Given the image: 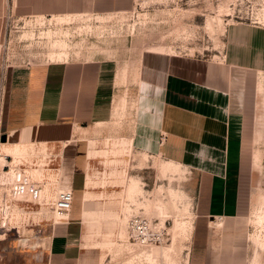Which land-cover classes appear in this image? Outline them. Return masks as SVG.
Listing matches in <instances>:
<instances>
[{
  "label": "crops",
  "instance_id": "crops-1",
  "mask_svg": "<svg viewBox=\"0 0 264 264\" xmlns=\"http://www.w3.org/2000/svg\"><path fill=\"white\" fill-rule=\"evenodd\" d=\"M134 2L0 0V38L7 8L18 16H57L68 25L69 16L123 13ZM223 40L221 53L210 58L143 55L121 120L114 112L115 60L66 56L0 68V142L5 136L4 143L27 147L25 158L42 150L53 161L41 171L22 170L32 178L31 197L44 199L49 185L50 200L61 189L73 195L65 220H39L47 226L37 244L20 239L17 247L28 250L11 247L6 261L80 264L85 250L113 232L123 198L131 200L127 206L141 204L136 166L122 152L145 155L140 165L160 160L163 174L180 168L191 174L200 219L238 218L249 207L252 214L255 168L264 160V22H231Z\"/></svg>",
  "mask_w": 264,
  "mask_h": 264
},
{
  "label": "rangeland",
  "instance_id": "rangeland-1",
  "mask_svg": "<svg viewBox=\"0 0 264 264\" xmlns=\"http://www.w3.org/2000/svg\"><path fill=\"white\" fill-rule=\"evenodd\" d=\"M55 17L24 19V30L13 34L22 43L10 47L4 55L20 61L66 56L115 60L117 71L126 77L119 73L114 99L115 118L121 120L131 105L132 95L126 93L136 87L133 79L143 55H218L225 28L231 22H264V0H135L127 12L69 16L68 25L57 22ZM34 18L40 19V24L30 21ZM55 39L58 40L51 44ZM3 53L0 48V58ZM126 86L129 90H125ZM259 147L264 151V143ZM40 151L25 158L29 155L26 146L0 143V263L18 264L6 261L5 256L11 247L28 250L17 247L20 239L31 241V246L37 244L35 238L47 226L39 220H60L52 209L54 199H49L51 185L48 184L43 200L16 196L12 191L13 182L23 169L41 171L45 165L53 164ZM122 154H129L136 166L132 178L141 184V194L136 199L141 204L127 206L131 200L128 196L123 198L121 212L111 226L113 232L99 238L94 249L85 250L80 264H264V160L255 168L252 214L249 207L242 217L209 220L200 219L193 212V180L185 169L163 174L160 160L153 158L140 165L139 159L145 155ZM36 184L42 186L43 182ZM133 184L137 183L133 182L130 188ZM134 215L147 218L159 236L148 244L136 238L128 227V220ZM214 220L222 225L218 227L211 222Z\"/></svg>",
  "mask_w": 264,
  "mask_h": 264
},
{
  "label": "built area",
  "instance_id": "built-area-1",
  "mask_svg": "<svg viewBox=\"0 0 264 264\" xmlns=\"http://www.w3.org/2000/svg\"><path fill=\"white\" fill-rule=\"evenodd\" d=\"M29 16L39 17L35 15L18 16L9 8H7L5 13L1 16L2 35L0 38V48H2L4 52L3 56L0 58L1 69L8 68L17 64H29L31 62H35V60H10L7 55H4L9 52L10 47L13 48L16 46H20V44L22 43V40L20 38H14L13 34L24 30V19ZM30 21L34 22L35 24L39 23L37 18L30 19ZM43 23H45L44 20ZM253 23L261 24V22L259 21ZM12 191L14 194H16V196L31 195L34 191V184L30 180L29 176L25 175L23 172H19L15 181L13 182ZM72 199L73 195L70 189H61L58 191L57 196L52 204V209L56 216H59L61 220H65L67 218V213L71 209ZM128 227L131 233L142 242H149L159 236L157 230L150 228L149 220L144 216H131L128 220Z\"/></svg>",
  "mask_w": 264,
  "mask_h": 264
},
{
  "label": "bare ground",
  "instance_id": "bare-ground-1",
  "mask_svg": "<svg viewBox=\"0 0 264 264\" xmlns=\"http://www.w3.org/2000/svg\"><path fill=\"white\" fill-rule=\"evenodd\" d=\"M38 22H39V19H38ZM49 35V34H48ZM56 40H58V39H55V40H53L52 41V43L51 44H54V42L56 41ZM50 44V45H51ZM52 46V45H51ZM51 51V50H50ZM1 143V142H0ZM2 143H4V142H2ZM136 187H137V184H133L132 186H131V190H134V189H136ZM22 196V195H21ZM28 196H31V195H28ZM60 220H61V218L59 217V216H57ZM149 223H150V228L151 229H155V227L151 224V222L149 221ZM121 234V233H120ZM144 244H148V243H146V242H143ZM143 245V244H142ZM146 246V245H145ZM148 246V245H147ZM134 254V253H133Z\"/></svg>",
  "mask_w": 264,
  "mask_h": 264
},
{
  "label": "water",
  "instance_id": "water-1",
  "mask_svg": "<svg viewBox=\"0 0 264 264\" xmlns=\"http://www.w3.org/2000/svg\"><path fill=\"white\" fill-rule=\"evenodd\" d=\"M1 141L4 142L5 141V136L1 137Z\"/></svg>",
  "mask_w": 264,
  "mask_h": 264
}]
</instances>
